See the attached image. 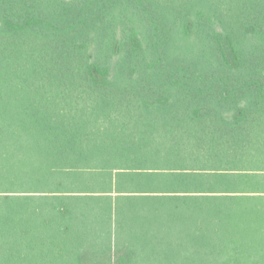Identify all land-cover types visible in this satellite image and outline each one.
<instances>
[{"label": "trees", "instance_id": "1", "mask_svg": "<svg viewBox=\"0 0 264 264\" xmlns=\"http://www.w3.org/2000/svg\"><path fill=\"white\" fill-rule=\"evenodd\" d=\"M38 254L264 264V0H0V264Z\"/></svg>", "mask_w": 264, "mask_h": 264}, {"label": "rangeland", "instance_id": "2", "mask_svg": "<svg viewBox=\"0 0 264 264\" xmlns=\"http://www.w3.org/2000/svg\"><path fill=\"white\" fill-rule=\"evenodd\" d=\"M11 204H12V203H7V206H6V207H12ZM6 207H5V209H6ZM93 227H94L93 224H92V225H88V228H87V229H88V231H89V235H88V236H89V239H90V240L88 239V242H89V241H92V239L94 238L93 235H92V234H93V231H92V228H93ZM97 229H98V228H97ZM110 230H111L110 232L112 233V231H113V226L111 227ZM111 233H109V236L112 235ZM103 235H104V228H102V232L99 231V230L96 231V237H97V236H100V237L102 238ZM91 237H93V238H91ZM96 237H95V239H96ZM112 238H113V235H112ZM54 246H55V245H54ZM183 256H186V251L183 252ZM194 257H195V256H194ZM36 261H38L37 264H49V263H48V258H44V257L42 256V254H41V255H39V254L37 255V260H36ZM55 264H64V263H63L61 260H55ZM192 264H196L194 260L192 261Z\"/></svg>", "mask_w": 264, "mask_h": 264}]
</instances>
